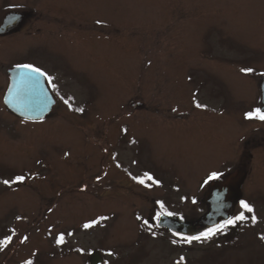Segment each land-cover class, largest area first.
Masks as SVG:
<instances>
[{
  "label": "rangeland",
  "instance_id": "1",
  "mask_svg": "<svg viewBox=\"0 0 264 264\" xmlns=\"http://www.w3.org/2000/svg\"><path fill=\"white\" fill-rule=\"evenodd\" d=\"M60 2L78 19L52 21ZM29 7L28 27L47 18L49 35L0 39V241L12 236L0 264H264V121L245 115L264 109V0H10L0 12ZM24 60L51 78L42 119L3 101L7 68ZM212 172L223 176L205 183ZM145 173L159 184L138 183ZM241 201L248 219L181 239Z\"/></svg>",
  "mask_w": 264,
  "mask_h": 264
},
{
  "label": "water",
  "instance_id": "2",
  "mask_svg": "<svg viewBox=\"0 0 264 264\" xmlns=\"http://www.w3.org/2000/svg\"><path fill=\"white\" fill-rule=\"evenodd\" d=\"M23 71L17 67L10 70V84L4 95V103L17 116L29 120L42 119L52 111L56 100L45 76L37 77L33 74L32 80H22ZM6 101L9 102L6 103ZM132 106L135 109L140 108L142 102H135ZM100 261L99 254L94 253L91 264H97Z\"/></svg>",
  "mask_w": 264,
  "mask_h": 264
},
{
  "label": "snow or ice",
  "instance_id": "3",
  "mask_svg": "<svg viewBox=\"0 0 264 264\" xmlns=\"http://www.w3.org/2000/svg\"><path fill=\"white\" fill-rule=\"evenodd\" d=\"M101 23H102V21H97V24H101ZM16 67L18 69L24 70L21 73V79L22 80H32L33 79V74H36L37 77L46 76V73H44L40 68L35 67V66L31 65V64H18V65H16ZM242 71H244L246 73H251V72H253V69H251V68L242 69ZM261 75H264V73H262ZM48 79H49V81H51L50 77ZM7 102H9V101H6V103ZM64 102H65V104H68L69 108L72 107V105L69 103L68 100H65ZM196 107L201 108V107H205V106L201 105V104H197ZM75 111L83 112L84 109L83 108H77V109H75ZM245 115H246V119H258L260 121H264V109H262L260 107L253 109L251 112H248ZM66 155H67V153H66ZM117 166L119 167V165H117ZM144 175H145L144 179L137 178L138 179V183L145 184V179H146L148 181H151L154 184H159V181L154 180L153 177L150 176L149 174L145 173ZM221 176H223V173H221V172H212L207 177V180L205 181V183H208L209 181H213V180H218V179L221 178ZM25 179H26V177L24 175H19V176L16 177V182H23V181H25ZM2 183L4 185L10 186L12 182L10 180L5 179V180L2 181ZM146 186L147 187H151V184H148ZM193 203H195V200H193ZM240 207L244 211H241L239 215H236L234 218L228 220L225 225H221L220 227H217V228H210L206 232L201 233L200 235H197V236L181 237V239L186 241L187 243H192V241H194V240L195 241H200L202 239H210L215 233L223 231V229L225 227H227V225H232V224H235L238 221H244V220L248 219V217L245 216V211L248 212V213H251V212H253V208L248 203H246L244 201L240 202ZM166 214L167 215H172V213H166ZM156 218L159 219V216H157ZM256 219L257 218L255 216L251 217V220H252L253 223L256 222ZM145 223H147V222L145 221ZM91 226H92V224H85L84 225L85 228H89ZM13 235H15L14 232H13ZM260 238L264 239V236H261ZM23 239L27 240L28 237H24ZM63 239H64V236L60 235L58 237V241L57 242L58 243L59 242H63ZM11 242H12V236H7V237H5L4 240L0 241V247H6ZM172 242L174 244L176 243L175 240H173ZM181 260H183V257H181ZM25 264H32V262L31 261H26Z\"/></svg>",
  "mask_w": 264,
  "mask_h": 264
},
{
  "label": "flooded vegetation",
  "instance_id": "4",
  "mask_svg": "<svg viewBox=\"0 0 264 264\" xmlns=\"http://www.w3.org/2000/svg\"><path fill=\"white\" fill-rule=\"evenodd\" d=\"M71 1V0H70ZM10 3V0H0V8L3 6H6ZM74 2L70 3H63L60 2L59 6H52V13H54L53 15H51L54 19H52V21H56L59 22L61 21L60 18L61 17H65V19L68 20H75L78 19V15L80 13L78 7L77 9H72V6ZM62 5H66V7H63ZM90 6V5H89ZM9 9V10H8ZM6 12H4L3 14L0 12V39H6L8 37L11 36H16L18 34H21L23 31H27V28H29L28 26L30 25V20H32V17L35 14V10L32 7L26 8L24 10H15V9H11L8 8ZM88 9V8H87ZM75 13V14H73ZM49 19H43V23L41 21L36 20V27L34 28V30L37 32V36H40V38L42 37H46L48 36V28H47V22ZM33 23V22H31ZM32 28V27H31ZM29 28V33L27 31L28 34H31L33 31V28L31 29ZM32 36V35H29ZM18 64H31L30 61L28 60H24V61H20L18 63L13 64L12 66L10 65V67L7 68V72H8V85H7V89L9 87L10 84V70L14 67H16V65ZM33 65V64H31ZM35 66V65H33ZM37 67V66H35ZM46 77V82L48 84V79L47 76ZM49 86V84H48ZM50 88V87H49ZM6 89V90H7ZM6 93V91H5ZM4 100V98H3Z\"/></svg>",
  "mask_w": 264,
  "mask_h": 264
},
{
  "label": "trees",
  "instance_id": "5",
  "mask_svg": "<svg viewBox=\"0 0 264 264\" xmlns=\"http://www.w3.org/2000/svg\"><path fill=\"white\" fill-rule=\"evenodd\" d=\"M231 218H228V219H225V220H221V221H219L217 224H215V225H212V226H208L207 227V229H210V228H217V227H220L221 225H225L226 224V222L228 221V220H230Z\"/></svg>",
  "mask_w": 264,
  "mask_h": 264
}]
</instances>
